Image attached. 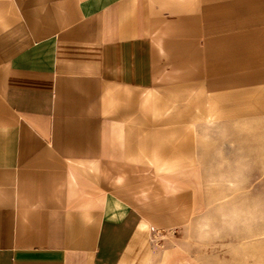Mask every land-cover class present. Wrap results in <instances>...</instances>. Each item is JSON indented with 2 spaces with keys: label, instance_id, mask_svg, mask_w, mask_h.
Instances as JSON below:
<instances>
[{
  "label": "crops",
  "instance_id": "crops-1",
  "mask_svg": "<svg viewBox=\"0 0 264 264\" xmlns=\"http://www.w3.org/2000/svg\"><path fill=\"white\" fill-rule=\"evenodd\" d=\"M262 161L264 0H0V264H232Z\"/></svg>",
  "mask_w": 264,
  "mask_h": 264
},
{
  "label": "rangeland",
  "instance_id": "rangeland-1",
  "mask_svg": "<svg viewBox=\"0 0 264 264\" xmlns=\"http://www.w3.org/2000/svg\"><path fill=\"white\" fill-rule=\"evenodd\" d=\"M257 163L261 166L216 169L219 179L233 182L213 185L218 199L210 201L207 214L211 231L197 233L232 264H264V161Z\"/></svg>",
  "mask_w": 264,
  "mask_h": 264
}]
</instances>
